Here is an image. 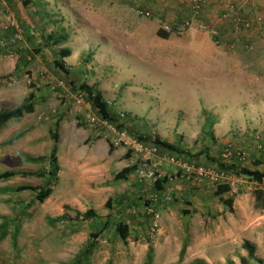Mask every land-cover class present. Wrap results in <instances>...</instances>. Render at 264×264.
Wrapping results in <instances>:
<instances>
[{"label": "rangeland", "instance_id": "374dc122", "mask_svg": "<svg viewBox=\"0 0 264 264\" xmlns=\"http://www.w3.org/2000/svg\"><path fill=\"white\" fill-rule=\"evenodd\" d=\"M120 5L117 0H0V112L20 106L31 93L35 95L31 113L0 127V174L7 171L33 174L47 170V165L32 164L27 160L40 154L48 156L53 146L50 134L57 121H76L75 105L64 99L62 93L68 91L73 95L76 91L71 89L70 73L80 65L84 68L80 70L83 81L97 79L96 88L103 86L119 91L115 95V104L111 102L114 108L134 114L155 126L166 120L172 132L175 122H183L190 149L199 150L203 146V139H206L204 129L213 125L214 113L218 117L228 113L231 121L228 135L211 147L213 155L217 156L220 150L225 149L241 150L246 142L255 147L264 146V120L261 119L264 106L248 107L249 115L245 120L231 113L235 97L245 94V98L250 100L260 96L261 89L253 87L252 80L247 84L244 82L246 88L241 89L242 82L237 79L240 89H226V79L229 78L231 83L233 77L232 72L227 74L224 70L227 61L222 43L214 44L210 35L198 28L194 29L195 36L189 38L188 28L180 29L178 25V29L173 27L166 32L170 35L168 41L153 38L150 31L136 34V25L152 23L157 30V23L152 15L149 18L138 16L137 12L143 11L141 9L132 7L130 10L128 5ZM115 6L120 9L114 11ZM115 14L123 20L127 18L129 26L119 25ZM7 17L19 26L22 32L19 41L14 40L13 28L5 29ZM159 29L164 31L163 27ZM49 34L67 35V42L36 54L42 45L41 37ZM97 36L114 43L115 53L107 48L106 43L102 46ZM63 49H71L69 60L76 61L75 65L64 68L67 73L61 72L53 63ZM93 59L95 62L91 64ZM90 64L93 71L87 69ZM216 66L218 70H215ZM249 72L248 76L264 77V73L255 72L252 68ZM142 80L146 89L138 85ZM104 98L108 101L114 97L105 95ZM65 109L72 115L68 112L62 114ZM124 126L130 128L127 122ZM145 127L153 133L151 127ZM244 127L250 135L247 138L243 134ZM34 146H37V152L28 153ZM182 161L190 162L184 158ZM198 162L205 164L203 158ZM60 165L64 178L68 171L62 161ZM45 181L18 176L9 183H0V264H73L76 256L90 242L89 238L86 244L84 239L71 242L66 240L71 236L68 234L70 230H58L56 227L76 225L77 232L81 231L83 236L87 233L88 237L96 231L94 221L80 224V221L72 220L71 223L67 219L54 223L55 219L48 217L44 205L32 202L30 192L22 195L13 192L22 186L41 187ZM243 181L246 188H250L247 192L255 196L253 186L248 184L251 181ZM233 185L237 191L239 184L234 182ZM6 189L13 190L7 193L4 192ZM206 189L205 192L211 194L216 188L208 184ZM61 191L62 182L59 181L56 193ZM56 193L54 197L60 195ZM258 202L254 201L255 208ZM115 220L118 222L119 218L112 214L111 222ZM111 231L106 232L107 242L97 241L93 253L80 264H113L116 252H128L127 244L113 238Z\"/></svg>", "mask_w": 264, "mask_h": 264}, {"label": "crops", "instance_id": "0c3cea01", "mask_svg": "<svg viewBox=\"0 0 264 264\" xmlns=\"http://www.w3.org/2000/svg\"><path fill=\"white\" fill-rule=\"evenodd\" d=\"M117 2L119 5H128L130 10L134 7L150 13L151 18L157 23V30L163 26L176 27L177 29L180 26L181 29L182 23L190 19L188 0H117ZM230 2L235 8L240 9L246 17L250 19L260 17L262 20L259 27L254 28L249 34H237L230 24L224 22L226 25H219L216 22L219 9L218 5H215L218 3L215 2L209 8L210 10H205V13L193 19L186 33L189 38H193L195 36L194 29L202 30V26L207 30H216L219 33L220 42L225 49L223 54L227 61L224 70L227 74L232 72L231 76L233 77L231 83L228 81L229 78L226 79L228 82L225 83L226 89H240L235 79L243 83H241L243 86L241 89L246 88V84L250 83V80L253 81V87L261 89L262 94L253 99L248 100L245 98V94L244 96L240 94L241 96L238 95L233 100L231 113L240 120H245L249 115L250 109L248 107L258 106L261 108L264 106V77L248 76L250 68L255 72L264 73V0H230ZM119 9L115 6L114 11ZM115 15L119 25L129 26L127 18L123 20L119 14ZM152 19L151 21H153ZM157 30L152 23H141L134 27L136 34L150 31L155 39L162 41L170 39L169 37L166 40L160 39L156 34ZM98 40L102 46H105L104 43H106L107 48L115 53L114 43H110L107 38L102 36H97ZM71 55L72 51L69 57L62 60L64 68L75 65V60H69ZM93 62H95L94 59L91 64ZM91 64L87 66V69L93 71ZM81 66L77 68L79 73L76 72L77 69L70 73L73 86L85 84L99 92L104 101L105 95L107 97L113 96L114 98H108V101H105L111 112L130 116L133 125L142 126L143 130H145V126L151 127L153 134L170 144L180 145L182 149L190 151L191 154L198 153L207 147L209 148V156L214 158L210 151L214 144L210 141L211 144L208 141L203 142L204 146H201L199 150L197 148L195 150L190 149L191 146L187 145L189 136L187 138V131L183 122L181 124L175 122L174 132H172L166 120H162L159 126H155L151 122L142 121L134 114L114 108L117 100L115 95H118L119 91L115 92L114 89L103 86L96 88V78V81H83L84 77L80 74V70L84 68ZM215 70H218L217 66ZM143 81L138 82L141 88L146 84ZM144 89H146L145 86ZM93 111L95 112L94 109ZM67 112L71 114V111L66 109L62 114ZM262 113L264 114L263 111ZM95 114L97 113L95 112ZM215 114L213 115L215 116L213 125L210 127L214 139L221 142L228 135L231 115L224 113L218 117ZM261 119L264 120V116ZM215 121H218L217 124ZM243 131L244 137L250 136L246 127L243 128ZM98 134L83 123L73 122L71 119L59 122L56 141L58 178L52 187L50 196L42 203V206L46 207L45 212L48 213L50 219H56L66 214L67 219L73 223L75 212L84 213L91 209L97 215V218L91 221L95 222V230L99 232L107 216L114 214L116 218H119V223L123 222L128 226L129 237L125 242L128 252L125 254L122 251L116 252L113 255V264H144L149 247L153 251L152 264H241V260L245 261L246 264H264V210L262 209L264 208V192L255 208V196L248 193L250 188H246V182L243 181V178H233L228 182L230 187L234 186V182L238 183L237 191L232 187L229 192L216 196L214 192L211 194L205 192L207 190L205 184H202L204 186L197 184L195 186L193 183L170 180V176L177 169L175 166L163 164L160 169V179L163 176L167 179L162 185L163 192L158 193L154 190L153 184L139 183L136 180L134 175L136 157L122 149L110 147L112 133L109 129H105L101 135ZM33 143L36 144V141ZM36 147L34 146L27 152H35L38 150ZM240 151L242 152L241 158L235 155L228 161H231L230 163L237 162L240 166L252 170H262L259 166L252 167L251 161L253 157H255L254 159L264 157L263 145L255 147L246 142ZM38 156H45V154ZM61 161L68 171V175H64V178L60 165ZM59 181L62 182V191L56 193ZM5 183H9V181ZM248 184L253 186L251 188L254 191H264V182L262 184L255 182ZM11 190L13 189H6L4 192L9 193ZM25 193L28 192L21 193V195ZM54 193L60 195L54 197ZM149 197H156V209L159 215V226L157 233L153 236L149 235L150 217L145 214L143 205ZM169 197L170 201L167 200ZM219 199H231L232 211L230 212L224 207ZM107 201L111 203L110 208H106ZM64 207H68L72 213L64 212ZM145 224L147 225L145 226ZM56 226L57 224H55ZM68 227L57 226L56 228L58 230H70L68 234L71 236L66 240L72 242L84 239V244L88 243L87 233L85 237L81 231L77 232L76 225ZM109 230H102L98 241L102 239V243H106L108 237L105 236ZM111 233L113 234L112 231ZM141 241L147 244H143ZM245 242L254 248L256 261L248 258L247 251L242 247ZM183 248L184 254L181 256Z\"/></svg>", "mask_w": 264, "mask_h": 264}, {"label": "trees", "instance_id": "16d2710c", "mask_svg": "<svg viewBox=\"0 0 264 264\" xmlns=\"http://www.w3.org/2000/svg\"><path fill=\"white\" fill-rule=\"evenodd\" d=\"M157 36L160 39L166 40L168 39L169 35L168 33L158 30L156 32ZM67 35H54V34H49L48 36L41 37L40 42L42 43L41 47H39V50L36 52V54H40L43 49H49L51 47H55L61 44H64L67 42ZM1 54V53H0ZM71 54L70 50L68 49H63L62 51L59 52L58 58L53 61L54 65L64 73H67L64 69V64L62 63V60L69 57ZM26 64V63H25ZM71 89L74 90H79L85 93L87 101L90 103L91 107L95 110L97 115L101 117L102 119L106 120L110 124H112L115 128L118 130L125 129L128 133H130L133 136H136L140 141L143 142H148L152 146L158 149V151L162 154L167 153L174 155L176 157H180L182 160L183 158L190 161L187 162L188 164L194 165V167L197 166H206V167H211L218 172L224 173L226 175H229L232 178L235 179H246L251 182H255L257 184H262L264 182V157H260L259 159H254L251 161L252 167H261L262 170H252L246 167L240 166L239 163H230L231 161L224 160L222 158V154L224 150H220L217 156L213 155L214 158L209 156V148H203L201 151L195 154H191L190 151L182 149L180 145H174L170 144L164 140H162L159 136L145 130H143L142 126H137L133 125V120L130 118V116L125 115V121L123 123H120L119 119V113H114L111 112L108 104L104 101L102 98L101 94L94 89L88 87L85 84L79 85V86H73L70 85ZM34 98L35 95L33 93L29 94V96L22 102V104L16 108L6 110V111H1L0 112V127L6 123H8L11 120H18L20 119L24 114L31 113L33 111V106H34ZM124 122H127L130 126V128L124 126ZM58 126H59V121L55 123L54 131L52 134H50V140L53 142V146L48 154V156H40L37 158H29L27 162L32 163V164H42V165H47V170H43L39 173H16L13 171H7L4 173L0 174V183L8 182L18 176H24V177H37L41 179H46L45 184L41 187H27V186H22L14 189L13 192L21 194L24 192H30L33 194V201L34 203L42 204L51 194L52 192V187L55 185L57 178H58V173H59V166L57 163V157H56V144H57V136H58ZM132 128L135 130H132ZM136 128V129H135ZM148 128V127H147ZM205 135L206 139H203V142L208 141V143H213L217 144V141L214 139L213 133L211 131L210 125H208L205 129ZM210 141V142H209ZM210 143V144H211ZM204 146V145H203ZM236 151V150H234ZM241 152V151H240ZM237 154V153H236ZM233 153L232 156L236 155ZM238 157H242V152L240 155H236ZM203 158L205 164L201 165L198 162V159ZM232 158V157H231ZM230 158V159H231ZM229 159V160H230ZM197 162V163H195ZM166 177L163 176L162 179H157L153 183V187L155 188L154 190L158 193H162V185L165 184L166 182ZM228 183V182H227ZM222 183L216 186L214 195L220 196L223 195L231 190V187L229 186V183ZM264 191H255V201H259L261 196L263 195ZM219 201L222 203L224 207H226L230 212L232 211L231 206H232V200L227 199H219ZM111 203L107 201L106 203V208H110ZM145 204V201H144ZM147 204V203H146ZM65 211H69L70 209L68 207H64ZM97 218L96 213L89 209L84 213H79L75 212V217L74 220L80 221V222H86V221H91L92 219ZM112 214L107 216L105 223L103 224L102 230L110 229L112 230L114 237L116 240H119L122 243H125L126 240L129 237V229L126 224L123 222H111ZM68 221L66 215H62L52 222L58 223V222H65ZM101 231L97 232L95 231L93 234L89 235V243L84 247V249L76 256L74 259L73 264H80L81 261L87 260V258L93 253L97 246V241L99 238V235L101 234ZM248 253V258L253 259L256 261L254 258V248L245 242L242 246ZM184 254V248L181 251V256ZM152 256H153V251L151 248L148 249L146 257H145V262L144 264H152ZM196 264H202V263H196ZM241 264H246L245 261L241 260Z\"/></svg>", "mask_w": 264, "mask_h": 264}, {"label": "built area", "instance_id": "2783aa9c", "mask_svg": "<svg viewBox=\"0 0 264 264\" xmlns=\"http://www.w3.org/2000/svg\"><path fill=\"white\" fill-rule=\"evenodd\" d=\"M188 10L190 19L182 23L181 29L189 28L193 19H196L201 14L205 13V10H210L211 5L215 2L218 4L219 12L216 16V22L219 25L230 24L233 31L239 33H250L254 28L259 27L261 22L260 17L250 19L246 17L240 9L233 6L230 0H188ZM138 16L149 18L151 15L148 12L138 11ZM224 22L226 24H224ZM6 28H13L15 30L14 40L19 41L21 39L22 32L19 30V26L7 17ZM205 32H208L214 44L219 45L220 36L216 30H207L204 26L202 28ZM164 32L169 31V28L163 26ZM62 96L64 99H69L75 105V118L76 122L83 123L85 126L93 129L95 132L101 135L105 129H109L112 133L110 139V147L114 149H122L129 152L133 157H136L137 163L134 169V175L139 183H151L153 184L157 179H160V169L163 164H169L176 167V171L170 176V180L179 182L193 183L194 185H210L216 187L224 182H230L232 177L217 170L206 167L197 166L184 163L182 159L167 153H160L157 148L152 146L148 142L140 141L136 136L131 135L125 129L118 130L112 124L99 117L93 111L90 103L86 99L84 92L76 90L73 95L70 92L63 91ZM120 123L125 121V115L119 113ZM233 153L240 155L239 149L231 151L225 149L222 158L226 161L229 160ZM170 201V197L167 199ZM156 197H149L144 205V212L150 217L149 235L153 236L157 233L159 226V215L156 209ZM147 203V204H146Z\"/></svg>", "mask_w": 264, "mask_h": 264}]
</instances>
